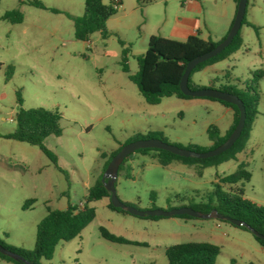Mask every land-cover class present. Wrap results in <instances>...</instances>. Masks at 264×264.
<instances>
[{"label": "rangeland", "instance_id": "1", "mask_svg": "<svg viewBox=\"0 0 264 264\" xmlns=\"http://www.w3.org/2000/svg\"><path fill=\"white\" fill-rule=\"evenodd\" d=\"M40 1L62 14L21 0H0V239L25 250L35 247L37 225L47 207L83 208L86 184L93 185L101 176L107 161L104 154L108 156L131 136L160 131L169 144L186 145L191 137L199 145H207V125L223 131L224 123L219 122L221 103L206 98L184 101L171 97L149 105L120 65L119 39L131 46L128 64L134 75L138 71L136 56L146 52L150 36L171 37L178 15L203 12L217 30L222 19L215 14L214 1L159 0L145 7V12L139 10L135 23L120 10L111 25L114 35L103 39L95 33L88 42L75 38L73 21L66 15L82 16L84 0ZM221 1L227 8V1ZM103 2L109 4L110 0ZM232 8L230 3V11ZM10 10L21 11L23 23L1 20ZM245 19L258 33L247 25L242 27L244 45L230 58L228 77L220 75V82L213 84L217 88L227 82L244 88L251 85L255 72L264 71V0H249ZM9 66L14 70L7 81ZM255 87L259 115L245 154L201 170L198 163L162 166L154 151L136 153L118 174L115 188L120 200L139 210L195 207L214 198L218 178L243 167L251 177L238 186L247 199L264 207V80H258ZM17 92L23 109L42 107L60 113L62 136H50L44 142L58 168L38 147L2 137L16 128ZM30 199L35 204L24 210ZM108 203V199L91 203L95 219L78 237L60 242L52 260L43 259L40 264H169L167 247L194 241L210 242L220 249L215 264H264V250L253 234L228 221L195 218L187 226H179L176 222L184 219L122 215L109 210ZM102 227L146 245L111 243L101 236ZM173 233L179 238L169 236ZM195 234L199 236L191 238ZM0 264L13 263L0 259Z\"/></svg>", "mask_w": 264, "mask_h": 264}, {"label": "trees", "instance_id": "2", "mask_svg": "<svg viewBox=\"0 0 264 264\" xmlns=\"http://www.w3.org/2000/svg\"><path fill=\"white\" fill-rule=\"evenodd\" d=\"M141 8L151 5L157 0H137ZM22 3H27L38 9L50 10L54 14H62L55 8H47L40 0H29L27 2L21 0ZM84 14L80 17L66 14L74 24V36L78 41L88 42L91 36L95 33H100L103 39H108L114 35L108 29L107 22L115 16L121 6L120 2L111 1L105 4L103 0H84ZM238 5L239 0H235ZM1 20L7 21L13 25L21 24L24 21V15L19 10L7 11ZM234 22V21H233ZM248 24L258 33V28L247 23L244 18L242 27ZM232 27V26H231ZM231 29V28H230ZM229 29V30H230ZM242 29V28H241ZM228 34V33H227ZM226 37V36H225ZM224 37V38H225ZM212 40L205 41L199 36H190L186 41H178L170 38L152 35L148 41V47L144 54L137 56L138 71L131 75L128 66L129 57L131 54V46L125 41L119 39L122 47L120 65L122 71L128 75L129 80L137 87L139 93L143 96L149 105H158L163 99L174 97L176 99L190 100L194 99L185 96L180 89V82L185 72L186 65L192 59L211 51L220 42ZM243 45L241 30L233 40L232 44L227 47L218 56L198 65L191 73L189 78V87L191 90H200L203 87L196 85L192 81V75L203 70L205 67L221 62L234 53H236ZM13 67L7 68V81L13 75ZM258 80H264V71L260 70L253 74L251 85H246L244 88H238L235 85L223 86L219 90L238 96L246 107V124L241 137L235 145L227 152L220 156L199 160L176 156L170 152L156 149H141L127 157L120 166L119 172L122 171L126 161L132 159L136 153L147 154L150 151L156 152L158 162L162 166H168L174 162H180L186 165L198 163L200 169L204 170L209 167L218 166L222 163L237 160L238 157L246 153L247 144L250 138L252 125L259 115V92L255 84ZM217 101L234 111V121L225 136H220L219 130L215 126H210L207 130L208 136L212 144L208 147H199L191 145L186 149L207 152L213 150L223 144L235 130L240 118V111L237 106L227 102H222L216 99L206 98ZM17 101L20 109L16 115V128L13 133L2 135L9 140H16L22 143L30 144L38 147L43 154L58 168L57 159L52 152L45 146V140L50 137H61L63 134L60 125L61 115L58 111H52L45 108L23 109L21 107L22 100L20 93L17 92ZM161 139L167 142V139L161 132H148L146 134H135L122 144L116 151L111 152L107 157V161L103 167L101 176L89 188L85 198L83 208L77 206H68L65 210L52 209L47 207L46 216L37 225L36 243L33 250H25L22 248L12 247L7 245L0 239V245L5 249L23 257L30 263L40 264L41 260H52L55 250L60 242H68L81 235L83 230L95 219L96 210L91 206V203L108 199L107 208L111 211L122 215H131L127 211L115 208L110 201V192L106 190L105 184L107 179L103 181L104 173L112 160V158L121 150V148L133 141L141 139ZM184 148L180 145H177ZM103 155V154H102ZM250 173L243 167L236 172L218 178L215 184L214 198H210L207 203H202L195 207H191L197 211L209 214L212 210L220 215L230 217L235 220H240L248 224L257 233L264 235V207L247 199L244 196V191L238 186L240 182L249 181ZM35 199L27 200L23 209H29L35 204ZM130 205L128 203H125ZM171 210V209H170ZM184 220L195 219L190 216H177ZM146 219L160 220L163 217H146ZM233 225V224H232ZM237 227V226H235ZM249 231L246 227H239ZM250 232V231H249ZM101 236L115 244L120 245H146L131 241L122 236L111 234L107 229H100ZM7 236V234H6ZM257 243L264 250V240L253 234ZM220 249L206 242H188L174 246H170L166 250V257L169 264H215L219 256ZM0 259L13 264H23L14 259L0 253Z\"/></svg>", "mask_w": 264, "mask_h": 264}, {"label": "water", "instance_id": "3", "mask_svg": "<svg viewBox=\"0 0 264 264\" xmlns=\"http://www.w3.org/2000/svg\"><path fill=\"white\" fill-rule=\"evenodd\" d=\"M248 1L249 0H239L233 25L229 30L228 34L226 35V37L224 38V40L220 42L211 51L206 52L189 61L186 65L185 72L180 82V89L185 96L191 98H211L237 106L240 111V118L237 127L223 144L207 152H197L186 148H181L177 145L169 144L167 142L162 141L161 139H155V138L141 139L124 145L121 148V150L112 158L103 176V181L107 179L105 188L107 191L110 192V201L115 208L125 210L129 214L140 218H146V217L172 218V217L184 216V215L199 219H210L216 217L220 220L228 221L234 226L246 227L252 234L264 240V235L257 233L245 222L220 215L216 212V210H212L209 214L202 213L191 207H178V208H173L171 210H163V209L139 210L134 206L127 205L124 202H122L118 197L115 188L120 166L123 164L124 160L127 157H129L131 154H134L138 150L141 149L163 150L183 158L204 160V159L220 156L221 154L229 151L235 145L238 139L241 137L246 124V107L244 102L234 94L214 88L191 90L188 83L192 71L198 65L218 56L220 53H222L227 47H229L232 44L233 40L235 39V37L238 35L239 31L242 28V23L246 15ZM0 253L14 259L15 261L22 262L23 264H33L25 260L23 257L5 249L1 245H0Z\"/></svg>", "mask_w": 264, "mask_h": 264}, {"label": "crops", "instance_id": "4", "mask_svg": "<svg viewBox=\"0 0 264 264\" xmlns=\"http://www.w3.org/2000/svg\"><path fill=\"white\" fill-rule=\"evenodd\" d=\"M111 1L120 2L121 6L119 8V11L121 10L123 13L122 15L125 17H130V18L132 17V20L134 23L138 21V17H137L136 13L139 10L144 11L146 9L145 7L141 8L139 6V4H137L138 3V2H136L137 0H110V2ZM158 1L159 0H157V2ZM209 1L215 2V5H216V8L214 10L215 14H217L218 17H220L222 19V22L219 23V27L217 30H215L212 27L211 23L208 21V19L205 16L206 14H203V12L200 15H189L187 17L178 15V17H176V19L174 20L173 27L170 31L171 37H169V38L174 39V40H178V41H186L190 36L197 35L205 41H208V40H212L214 42L221 41L227 35V33L229 32V29L233 25V21L235 19L236 12H237V4L235 3V0H226L228 7L225 8V6H222L223 3H221L222 2L221 0H205L204 2H209ZM230 3H233V8L231 9V11H230ZM119 11H118V13H119ZM118 13L115 16H113L112 18H110L107 22L108 29L111 33H113V31H111L112 22L114 21L115 17L118 15ZM165 23H166V21H165ZM165 23H164V25H165ZM246 25L249 26L248 24H246ZM213 38H215V39H213ZM242 40H243V45H244V39H242ZM243 45H242V47H243ZM240 49L238 51H240ZM237 52L233 54L235 57L237 55ZM233 55H231L227 59L232 58ZM136 58H137V56H136ZM227 59H225L221 62L212 64V65H209V66L205 67L203 70L194 73L192 75V81L196 85L201 86L204 89L205 88H214V89L219 90L223 86L232 85L229 82H227V84L220 83L219 88H217L213 85L215 82H220V79H219L220 75L224 76L225 78L228 77V75L226 74V70H228L230 68L229 64L231 63L232 60L230 59V60H228V62H225V61H227ZM232 59H234V58H232ZM128 66H129V64H128ZM207 82L209 83V85H207ZM179 100H183V99H179ZM191 100L192 99L184 100V101H191ZM221 105L223 107V110H221L222 112H221V116L219 117V122L221 120L224 121L223 129H222L223 131H220L219 127H217V125H214V124H209V125H207L206 128L208 130V128L210 126L217 127L219 130L220 136L223 137L227 134V132L229 131V129L231 128V126L233 124L234 111L230 107H227L223 104H221ZM158 132H160V131H158ZM211 144H212V142L210 141V143H208L207 145H199L198 143L194 142L193 138H191V137L188 140H186V145H182L180 143H174V145H180L184 148H187L191 145H195V146H199V147H208ZM120 146L121 145H119V147ZM114 151H116V150H114ZM174 163H180V162H174ZM181 164L186 165L183 163H181ZM186 166H188V165H186ZM86 186L89 190V188L92 185H89V183H87ZM63 195H65V193H63ZM84 203H85V201H84ZM71 206H74V205H71ZM175 221H178V220H175ZM179 221H182V222H176L177 225H179V226H181L182 223H184L185 226H187L189 224L188 220H179ZM193 227H195V226H192V228ZM170 233H172V232H170ZM169 236H174L176 238H179L178 233H173V234H170ZM194 236L198 237L199 235L198 234L191 235V238H193ZM184 238H187V235ZM131 241H133V240H131ZM135 242H138V241H135ZM194 242H196V241H194ZM138 243H140V242H138ZM186 243H188V242H186ZM167 248H166V250H167ZM166 250H165V252H166Z\"/></svg>", "mask_w": 264, "mask_h": 264}, {"label": "built area", "instance_id": "5", "mask_svg": "<svg viewBox=\"0 0 264 264\" xmlns=\"http://www.w3.org/2000/svg\"><path fill=\"white\" fill-rule=\"evenodd\" d=\"M83 205V204H82Z\"/></svg>", "mask_w": 264, "mask_h": 264}]
</instances>
